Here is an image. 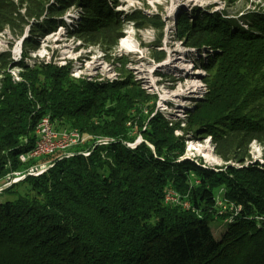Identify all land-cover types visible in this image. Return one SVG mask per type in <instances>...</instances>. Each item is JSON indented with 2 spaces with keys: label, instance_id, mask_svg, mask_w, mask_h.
I'll return each instance as SVG.
<instances>
[{
  "label": "trees",
  "instance_id": "trees-1",
  "mask_svg": "<svg viewBox=\"0 0 264 264\" xmlns=\"http://www.w3.org/2000/svg\"><path fill=\"white\" fill-rule=\"evenodd\" d=\"M76 1L89 25L98 24L105 36L113 21L106 20L103 0ZM12 8L0 0V23L8 21ZM249 27L250 32L238 36L246 43L233 42L238 32L221 24L217 47L222 53L212 68L221 67L228 49L225 84L241 85L248 71L257 72L264 64V31ZM204 29L201 22L181 19L177 31L196 39ZM9 62V53H0V178L44 161L45 156L18 159L31 147L33 129L44 114L56 130L76 129L112 140L93 145L87 155L54 158L44 172L0 191L12 196L0 200V264H264V165H227L206 173L177 162L183 142L159 113L142 127L143 118L135 112L153 100L133 92L126 81L76 83L63 69L29 66L21 59L12 63L23 73L14 80L3 70ZM235 94L225 100L234 104ZM218 103L199 120L206 125L220 121L212 135L217 153L225 161H240L241 145L264 143V109L248 121L225 117ZM225 118L230 122H222ZM133 129L143 140L130 147L126 142L134 140ZM169 189L179 203L165 200ZM248 202V213L234 210Z\"/></svg>",
  "mask_w": 264,
  "mask_h": 264
},
{
  "label": "rangeland",
  "instance_id": "rangeland-1",
  "mask_svg": "<svg viewBox=\"0 0 264 264\" xmlns=\"http://www.w3.org/2000/svg\"><path fill=\"white\" fill-rule=\"evenodd\" d=\"M7 1L13 4V8L11 14L6 15L8 21L1 19L4 23H0V53H9L13 62L21 59L29 66L39 64L52 70L63 69L76 83L126 81L133 92L138 91L153 100V103L149 100L138 105L135 112L143 118L142 127L146 126L150 116L159 113L174 128L173 135L183 142V152L177 162L191 164L206 173L227 165H264V143L257 140H251L246 147L241 145L245 152L240 161L223 160L217 153L215 136H212L216 133L214 125H219L220 121L206 125L199 120L202 113L214 111L216 102L222 106V111L227 112V118L240 116L251 121L263 114L264 64L252 74L242 69L241 72L247 73L242 84L229 85L224 82V63L229 50L222 56L220 68H212V63L222 53L221 47H217L221 42L218 40L221 24L228 25L231 33L238 32L233 42L246 43L248 39L238 36L250 32L249 25L264 31V19L261 18L264 0H103L104 11L109 15L106 20L113 21H107L109 28L105 36L97 30L98 24L89 25V20L84 18V7L76 0H66L62 4L55 0ZM257 17L261 23L252 20ZM181 19L189 23L195 21V24L201 22L205 29L198 38L190 39L185 32L177 31ZM13 62L3 70L12 79L19 80L22 69L12 65ZM219 87H227L226 93L222 90L219 94ZM232 94H235L234 104H231L232 100H225ZM217 116L219 119L224 117ZM223 121L230 122L226 118ZM134 132L133 129L131 134ZM83 136L82 143L13 171L22 174L43 163L49 164L48 169L54 158L65 156L67 152L69 156L88 152L100 141L112 140L86 133ZM142 140L141 134L136 132L134 140L126 145L134 147ZM13 171L0 178V185ZM8 197L12 198L0 194V200ZM165 200L179 201L178 197L177 200L171 197ZM249 204L237 205L234 210L238 212L244 208L248 213Z\"/></svg>",
  "mask_w": 264,
  "mask_h": 264
},
{
  "label": "built area",
  "instance_id": "built-area-1",
  "mask_svg": "<svg viewBox=\"0 0 264 264\" xmlns=\"http://www.w3.org/2000/svg\"><path fill=\"white\" fill-rule=\"evenodd\" d=\"M84 138H77V130L70 129V130H56L53 126V123L48 114L42 115L38 119V127H37V136H35V145L34 147L27 152H22L18 154L19 161H26V156H33V150L46 148L51 146L52 144H58L62 141H69V140H78ZM99 143H107V141H100ZM82 154L87 155L88 152H82ZM65 156H69V153H66ZM49 164L43 163L40 164L38 167H30L28 171L20 173H12L9 177L6 178V182L0 185V190L11 183H14L21 179L25 175H37L42 173ZM24 173V174H23ZM16 175V176H14ZM10 179V180H9ZM174 198L177 200V195L172 190H167L165 194V198ZM187 206V204H183Z\"/></svg>",
  "mask_w": 264,
  "mask_h": 264
},
{
  "label": "bare ground",
  "instance_id": "bare-ground-1",
  "mask_svg": "<svg viewBox=\"0 0 264 264\" xmlns=\"http://www.w3.org/2000/svg\"><path fill=\"white\" fill-rule=\"evenodd\" d=\"M37 127H38V121H37V123H36V125H35V127L33 129L34 139H33L32 145H31V147L28 150H26L24 152L30 151L34 147V145H35V136H37ZM77 138H84L83 134H81L78 130H77ZM23 140H24V142L27 141L26 138H24ZM83 141H84V139L62 141V142H60L58 144H52L51 146L46 147V148L35 149V150H33V156H26V161L28 159L40 158L42 156L50 155V154H52V153H54L56 151L66 149V148L70 147L71 145H75L77 143H82ZM67 153H69V152H67ZM18 159H19V156H18ZM26 161H21V162H26ZM29 169H27L26 171H28ZM11 173H20V171H13ZM10 175H12V174L9 173V174H7L6 177H9Z\"/></svg>",
  "mask_w": 264,
  "mask_h": 264
}]
</instances>
